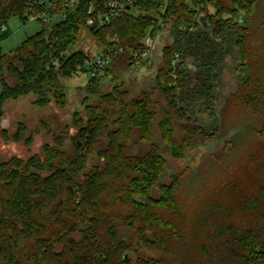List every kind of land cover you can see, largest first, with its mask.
I'll return each instance as SVG.
<instances>
[{
  "label": "trees",
  "instance_id": "16d2710c",
  "mask_svg": "<svg viewBox=\"0 0 264 264\" xmlns=\"http://www.w3.org/2000/svg\"><path fill=\"white\" fill-rule=\"evenodd\" d=\"M94 4L71 12L57 0L48 14L61 22L38 20L39 33L0 54V118L28 95L39 108L69 104L65 80L90 73L82 52L66 55L81 29L103 51L124 49L107 73L146 64L125 49L142 52L164 26L170 42L148 90L131 97L89 77L75 90L82 112L71 127L55 114L39 121L50 139L40 154L0 152V264H264V0H135L137 15L101 28L86 24ZM26 10L25 0H0V25L27 23ZM228 60L237 87L221 101ZM36 133L0 125V142L29 152ZM211 143L221 150L163 183L167 155L182 160Z\"/></svg>",
  "mask_w": 264,
  "mask_h": 264
},
{
  "label": "rangeland",
  "instance_id": "374dc122",
  "mask_svg": "<svg viewBox=\"0 0 264 264\" xmlns=\"http://www.w3.org/2000/svg\"><path fill=\"white\" fill-rule=\"evenodd\" d=\"M131 13L137 15V9H132ZM209 13L213 14V8H209ZM63 20L62 15H54L49 19L48 26L51 27ZM6 38L0 41L2 53L8 54L16 49L24 40L39 33L43 29V25L38 21L29 20L27 23H22L18 19H12L6 24ZM77 44L66 52L70 55L74 52H82L87 56L89 62H93L103 53V47L97 42L96 38L87 30L81 29L77 35ZM109 39H107L108 41ZM110 41V40H109ZM170 42L168 35V27L164 26L154 42V50L146 64L139 63L137 65H117L109 71L108 75L100 86L104 90H109L114 86L123 84L130 88L131 97H135L142 90H148L154 86L155 76L159 67L162 64L161 51L164 45ZM236 64L232 60L227 61V68L223 73L222 83L220 86L221 101L233 93L237 87V70ZM192 73H195L194 71ZM89 78L88 73L78 74L75 77L65 80V85L69 88L70 101L64 109H59L54 105L46 108H39L33 104V96L28 95L20 97L14 101H7L2 108L3 116L0 118V125L13 133L19 124L24 125L29 131L38 130L33 136V142L30 150H26L22 144L12 142H0V152L5 159L12 156L25 158L30 154L41 152V147L49 143V137L43 132L39 126V121L50 114H55L60 121L69 127L72 126L74 112H82L79 101L75 98V90L79 87H85ZM75 133V130H71ZM221 144H209L206 147H201L193 152H190L186 158L176 160L167 155L165 157V175L163 183H169V179L173 175L180 173L186 166H197L204 158L208 157L211 152L220 151ZM98 165L97 159H91L86 165L85 172H89L93 166ZM157 195V192H155ZM155 195V196H156Z\"/></svg>",
  "mask_w": 264,
  "mask_h": 264
},
{
  "label": "built area",
  "instance_id": "2783aa9c",
  "mask_svg": "<svg viewBox=\"0 0 264 264\" xmlns=\"http://www.w3.org/2000/svg\"><path fill=\"white\" fill-rule=\"evenodd\" d=\"M94 6H90L88 10V18L86 24L89 27H104L111 18H114L122 14H132V9H135V0H94ZM57 3V0H25L26 4V13L25 16L31 21H40L42 24L47 25L49 19L52 17L48 12L53 8ZM61 3L68 11H74L77 7L79 0H61ZM45 6V12L40 17H37L34 11L35 6ZM95 17L96 20L93 18ZM7 31L6 24L0 25V36ZM155 40L146 36L141 44L144 49L142 52H133L131 49H125L130 52V58L133 61H146L150 59L152 51L154 50ZM124 49L114 45L112 49H106L103 51L100 57H97L93 62L87 63L90 68L89 77L96 78L97 80H103L108 73L106 70L111 64V54L121 53Z\"/></svg>",
  "mask_w": 264,
  "mask_h": 264
},
{
  "label": "water",
  "instance_id": "95a60500",
  "mask_svg": "<svg viewBox=\"0 0 264 264\" xmlns=\"http://www.w3.org/2000/svg\"><path fill=\"white\" fill-rule=\"evenodd\" d=\"M2 53V50H1V48H0V54Z\"/></svg>",
  "mask_w": 264,
  "mask_h": 264
}]
</instances>
